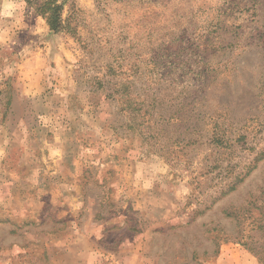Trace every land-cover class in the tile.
<instances>
[{
  "label": "rangeland",
  "instance_id": "1",
  "mask_svg": "<svg viewBox=\"0 0 264 264\" xmlns=\"http://www.w3.org/2000/svg\"><path fill=\"white\" fill-rule=\"evenodd\" d=\"M68 16L0 0V264H264V0Z\"/></svg>",
  "mask_w": 264,
  "mask_h": 264
},
{
  "label": "trees",
  "instance_id": "2",
  "mask_svg": "<svg viewBox=\"0 0 264 264\" xmlns=\"http://www.w3.org/2000/svg\"><path fill=\"white\" fill-rule=\"evenodd\" d=\"M35 11L46 18L50 28L55 32L67 28L70 17L63 18V11L67 0H25Z\"/></svg>",
  "mask_w": 264,
  "mask_h": 264
}]
</instances>
